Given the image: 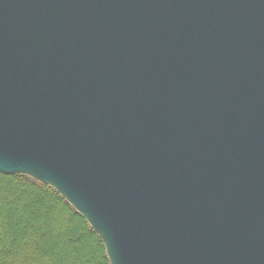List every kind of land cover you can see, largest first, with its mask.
Masks as SVG:
<instances>
[{
	"label": "water",
	"instance_id": "1",
	"mask_svg": "<svg viewBox=\"0 0 264 264\" xmlns=\"http://www.w3.org/2000/svg\"><path fill=\"white\" fill-rule=\"evenodd\" d=\"M0 172L111 264H264V0H0Z\"/></svg>",
	"mask_w": 264,
	"mask_h": 264
},
{
	"label": "trees",
	"instance_id": "2",
	"mask_svg": "<svg viewBox=\"0 0 264 264\" xmlns=\"http://www.w3.org/2000/svg\"><path fill=\"white\" fill-rule=\"evenodd\" d=\"M0 264H111L103 239L53 186L0 172Z\"/></svg>",
	"mask_w": 264,
	"mask_h": 264
}]
</instances>
